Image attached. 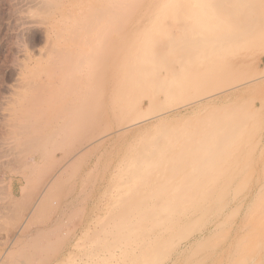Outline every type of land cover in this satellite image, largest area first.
Returning a JSON list of instances; mask_svg holds the SVG:
<instances>
[{
    "label": "bare ground",
    "instance_id": "bare-ground-1",
    "mask_svg": "<svg viewBox=\"0 0 264 264\" xmlns=\"http://www.w3.org/2000/svg\"><path fill=\"white\" fill-rule=\"evenodd\" d=\"M25 1L44 44L4 107L3 164L23 185L4 190L0 230L33 232L0 264H181L229 206L230 231L192 262L248 264L263 218L231 250L254 221L241 209L264 210V0ZM252 153L244 194L224 201ZM94 196L77 237L66 220Z\"/></svg>",
    "mask_w": 264,
    "mask_h": 264
},
{
    "label": "rangeland",
    "instance_id": "rangeland-1",
    "mask_svg": "<svg viewBox=\"0 0 264 264\" xmlns=\"http://www.w3.org/2000/svg\"><path fill=\"white\" fill-rule=\"evenodd\" d=\"M28 9H29V4L25 0H0V113H1L0 114V136H1L0 137V149L4 148V150H2V152L0 151V180H1L0 181V188L3 189V190L1 189L3 192L0 191L2 193V195H0V207L7 202V197L4 196V192L10 188L9 186L13 185L14 190H16V189L18 190L19 187L23 185V183L22 182L20 183V181H19V176L17 174L9 172V170L7 171V167L4 165V164L8 163L7 161L9 159H11V161H12L11 155L9 154L10 152L7 150L9 147V145H8L9 143L5 139L6 127H5L4 123H5V118H6V111H5L4 107L6 106V102L8 101L9 96L11 95L9 92L13 91L16 87L15 85L18 84V79L20 77L19 71L21 68L20 64H25V63L26 64H32L33 60H35V57H38V54H39L38 51H40V49L42 48V46L44 44V40H43L44 39V32L42 31L43 28H42L41 24H38L36 21H34V19L32 22H29L28 20L26 21V19H27L26 14H28V11H27ZM23 10H25V11H23ZM23 12H25L26 14ZM33 22H35V23H33ZM28 25H30V26H28ZM261 67H264V66H261ZM228 91H230V89H228ZM8 94H10V95H8ZM244 98H247V96H245ZM186 108L187 107H179L178 111L184 112V110ZM4 116H5V118H3ZM2 118L4 119V122H3ZM150 122L151 121L145 122V123H140V125L138 127L139 128L145 127V126L149 125ZM138 127H135V130ZM259 133H258L259 135L257 134L258 136H262V134H263L262 138L264 141V131H261ZM2 139H3V141H2ZM2 146H3V148H1ZM260 147H261V145H259V147H256V148L254 146L250 149V151L252 152L253 151L252 149L255 148L254 153L259 152L262 148V147L261 148ZM5 151H8L9 153L5 152ZM254 153H252V156H250L251 161H249L250 160L249 156L247 157L246 160H244V158H242L243 160H241L240 168H242L243 171L241 170V174L238 173V175H236V177H238V178L240 177V178L239 179L236 178V180L232 183V186H234L232 189H234V190H231L228 192V194H226L227 197L225 196L226 200H224V201H227L229 199L227 201V202H229L232 197L240 198L244 194V188L246 187V183H247V175H248V172L250 171L251 165L253 163L252 160L254 158V156H253ZM7 154H9V155H7ZM246 161L248 162V164ZM9 162H10V160H9ZM82 173H84V172L82 171L81 174ZM240 190H242V191H240ZM262 192H264V191L259 190V191H255V193L253 192L252 198L255 199L257 196H261ZM5 195H6V193H5ZM71 197H73V196H71ZM71 197H69V199H67L66 201L71 200ZM79 203H80L79 204L80 208L84 207L82 212L80 214H78V216L74 217L73 219L66 220V222H68V224L65 225V229L66 228L69 230L71 229L70 231L72 232V234L75 232L77 237H79L81 235V232H82L81 229H84V227L86 226L87 218H90L91 214H93L92 212H93V208L95 207V205H94L95 204V196H94V199L93 198L91 199V201H87L86 203L80 201ZM82 203H84V204H82ZM80 205H82V206H80ZM253 205L254 204L248 202L247 205H245V207H243L241 209V214H243L242 216L247 214V215H249L250 220H254L255 222L251 221V223H249L247 226H245L243 231L239 233L242 240L240 243H238L237 247H234L231 250L232 256H233L232 259L235 258L238 254V251L242 247H244L246 244H248L249 240L251 238L253 239V237L255 235H257L262 229L259 226L262 222L260 223L259 220L262 218L264 219V210L259 209V207H257L256 209H253L254 208ZM229 207H227V209H225V210L229 211V209H228ZM225 210H223L221 212V216L218 220L217 226L214 229L215 231L212 233V235H210V236H208V235L198 236L196 238L191 239V241H192V243H194V245L196 243L195 246L192 245V243L190 245L191 247L188 244L186 246H184V249H186V251L183 254L182 259L184 261L181 264H189L190 262H192V261L194 262L197 259L199 261L200 259H202L201 257H206L207 256L206 252L211 248L212 244L215 243L216 241L217 242L220 241L219 239H223L222 238L223 235H224L223 237H225V234L226 235L228 234V232L230 231V228H231V223L236 219L237 214L235 212L230 214L231 213L230 211L226 212ZM223 214H224V216H223ZM1 216H0V218H1ZM54 216L55 215H52V218ZM222 217H224V218L222 219ZM79 221H80V223H79ZM24 223H26L25 220H21L18 222L16 221L14 223H9V224L6 222L4 224V226L6 227V229H8V227L10 226L9 227L10 230L12 229L11 231L14 234H17V233H20V231H21L20 226L21 227L24 226L25 225ZM0 224H3V222H1ZM219 225H222V226H219ZM4 226L0 230V232H5L7 234L8 231L6 232L4 230L5 229ZM79 231H80V233H79ZM198 239H201V241ZM9 240L3 239L0 236V241H1L0 242V261L4 258L3 256L5 255V252L8 250L9 243L13 239H9ZM3 242L6 244H3ZM205 244H206L207 248H203V247H205ZM193 246H194V248H192ZM197 249L199 250V253L197 252L198 251ZM202 249H204V250H202ZM262 251L264 252V249L260 250V252L253 255L252 258L248 261V264H257V263L261 262L264 258V253H262ZM189 252H193V253L191 254ZM62 253H64V251ZM62 253L59 254L58 258L59 257L61 258ZM193 262H192V264H194ZM39 263L45 264L46 262L42 260V262L37 261L34 264H39ZM47 264H53V261H50Z\"/></svg>",
    "mask_w": 264,
    "mask_h": 264
},
{
    "label": "crops",
    "instance_id": "crops-1",
    "mask_svg": "<svg viewBox=\"0 0 264 264\" xmlns=\"http://www.w3.org/2000/svg\"><path fill=\"white\" fill-rule=\"evenodd\" d=\"M11 230H12V229H11ZM11 230H10L9 233H8L9 235L6 234V233L4 234V232H0V236H1V238H3V239L6 238V239L9 240L10 238H11V239L13 238V235H14V237H18V236H19V237L26 238V237H28V235H29V237H30L31 234H32V232H33V230L31 229V230H28V231H27L26 234H28V235H26V234H25V235H20L19 233L14 234ZM15 235H18V236H15ZM6 236H7V237H6Z\"/></svg>",
    "mask_w": 264,
    "mask_h": 264
}]
</instances>
